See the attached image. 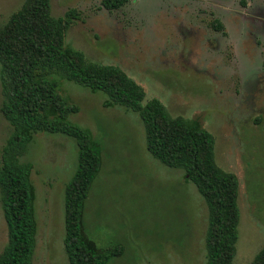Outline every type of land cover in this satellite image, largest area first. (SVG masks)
Here are the masks:
<instances>
[{
    "label": "rangeland",
    "instance_id": "rangeland-1",
    "mask_svg": "<svg viewBox=\"0 0 264 264\" xmlns=\"http://www.w3.org/2000/svg\"><path fill=\"white\" fill-rule=\"evenodd\" d=\"M103 0H52V14L81 13L66 43L90 62L116 66L159 100L172 117L197 119L216 139V162L239 179L241 220L234 264H252L264 248V0H128L110 11ZM25 0H0L5 26ZM219 20L224 31L213 28ZM80 107L70 119L102 147L103 165L85 210V230L108 264H207L209 210L182 170L147 150L140 116L105 108L107 96L65 81ZM0 167L12 134L2 108ZM23 162L34 165L37 246L33 264H69L65 251V190L78 161L73 138L39 133ZM8 227L0 192V255Z\"/></svg>",
    "mask_w": 264,
    "mask_h": 264
},
{
    "label": "trees",
    "instance_id": "trees-1",
    "mask_svg": "<svg viewBox=\"0 0 264 264\" xmlns=\"http://www.w3.org/2000/svg\"><path fill=\"white\" fill-rule=\"evenodd\" d=\"M127 2L103 0L102 5L114 11ZM248 4L239 0L242 8ZM80 19L76 8L56 18L52 0H25L8 23L0 25L2 112L13 130L0 167L1 204L8 227L0 264H33L38 234L34 165L22 159L39 133L68 136L78 147L76 172L65 190L64 244L69 264H108L122 252L99 248L86 233V204L102 170V147L89 129L71 121L80 107L63 93L65 81L104 93L105 108L121 107L140 116L148 152L164 166L184 171L186 181L195 185L207 204V264H234L240 184L235 174L217 164L214 135L197 119L172 117L159 100L145 103V90L123 70L90 62L67 44L68 31ZM212 25L225 30L219 20ZM252 264H264V248Z\"/></svg>",
    "mask_w": 264,
    "mask_h": 264
}]
</instances>
